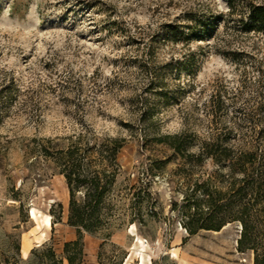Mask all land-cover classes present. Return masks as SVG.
<instances>
[{"label":"rangeland","instance_id":"1","mask_svg":"<svg viewBox=\"0 0 264 264\" xmlns=\"http://www.w3.org/2000/svg\"><path fill=\"white\" fill-rule=\"evenodd\" d=\"M187 12L225 16L228 9L224 0H0V264L12 254L11 236L23 260L46 242L61 254L76 238L66 225L64 178L49 172L34 183L27 169L31 138L63 140L85 128L126 138L119 182L130 189L145 179L144 168L170 154L155 143L161 135L202 138L213 124L264 127V37L219 19L203 41H171L167 26L191 24L181 18ZM149 56L148 69L141 68ZM146 71L157 74L154 89H146L153 78ZM142 99L150 111L144 124ZM136 129L146 139L133 137ZM179 165L150 179L155 216L144 225L132 233L123 223L102 248L85 235L83 264H141L139 253L144 264H252L251 255L236 251V226L191 237L182 229L172 210L184 186L183 175L173 174ZM55 204L64 220L47 225Z\"/></svg>","mask_w":264,"mask_h":264},{"label":"trees","instance_id":"2","mask_svg":"<svg viewBox=\"0 0 264 264\" xmlns=\"http://www.w3.org/2000/svg\"><path fill=\"white\" fill-rule=\"evenodd\" d=\"M224 2L228 9L225 16L185 13L182 20L191 24L168 25L170 40L203 41L211 36L219 19L232 23V29L240 34L264 37V5L251 0ZM150 59L141 68L148 69L145 65ZM147 71L148 76L153 75L146 85L151 90L158 86L157 74ZM147 103L144 99L139 103L142 124L150 112ZM130 133L141 140L147 137L142 129ZM155 143L170 154L144 168L145 179L138 178L137 185L129 189L119 182L123 170L118 156L127 144L126 138L97 134L91 128L63 140L31 138L23 151L27 169L34 183H41L49 172L64 178L69 195L66 225L75 230L76 238L63 244L61 254L46 242L34 247L23 260L18 238L11 236L12 254L3 264H83L85 235L99 238L102 248L123 223L144 225L146 219L155 216L150 179L160 176L163 167L178 159L180 165L173 174L183 175L184 186L180 189V206L174 202L172 210L179 215L188 237L234 225L238 234L236 251L251 255L252 264H264V127L233 129L213 124L202 138L182 132L161 135ZM18 193L15 191L12 197L21 205ZM49 214L51 226L64 220L61 204L51 206Z\"/></svg>","mask_w":264,"mask_h":264},{"label":"bare ground","instance_id":"3","mask_svg":"<svg viewBox=\"0 0 264 264\" xmlns=\"http://www.w3.org/2000/svg\"><path fill=\"white\" fill-rule=\"evenodd\" d=\"M34 217H35V215H34V212L32 211L31 212V218H34ZM46 223H47V225H51L50 217H47ZM134 229H135V226L134 225H131V232L132 233H133ZM136 241H137V244H140L141 247H143V242L139 238H137ZM23 254L25 255L26 254V251H23ZM139 256L141 258V264H144V255H142V254L139 253ZM65 264H67V263L65 262ZM149 264H150V259H149Z\"/></svg>","mask_w":264,"mask_h":264}]
</instances>
